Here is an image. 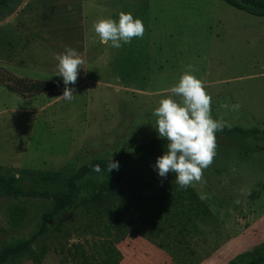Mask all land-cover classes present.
Wrapping results in <instances>:
<instances>
[{
	"label": "rangeland",
	"instance_id": "374dc122",
	"mask_svg": "<svg viewBox=\"0 0 264 264\" xmlns=\"http://www.w3.org/2000/svg\"><path fill=\"white\" fill-rule=\"evenodd\" d=\"M52 5L24 0L0 21V168L13 169V187L65 191L62 178L80 164L115 158L157 136L152 111L185 72L201 80L214 119L264 129V16L223 0H100L94 21L92 12L85 23H60L44 15ZM121 12L141 19L144 33L114 49L99 42L92 25ZM65 46L84 60L71 101L5 86L10 75L62 83L55 57ZM241 140L253 151L216 134L212 163L184 189L174 173L161 178L146 166L166 143L141 150L124 163L119 182H104L54 219L32 249L42 264H229L250 249L264 254V134ZM40 172H59L61 180L36 183ZM52 207L50 198L14 196L0 179V250L31 238ZM216 208L237 213L234 228L244 235L227 247L222 239L199 246L204 213ZM17 264L35 263L23 257Z\"/></svg>",
	"mask_w": 264,
	"mask_h": 264
},
{
	"label": "clouds",
	"instance_id": "9594fccd",
	"mask_svg": "<svg viewBox=\"0 0 264 264\" xmlns=\"http://www.w3.org/2000/svg\"><path fill=\"white\" fill-rule=\"evenodd\" d=\"M92 28L100 43L114 49L130 43L133 37H142L144 33L141 19L125 12L119 13L115 20L102 17L93 23ZM55 59L54 75L59 76L64 85L60 96L71 101L74 91L70 85L75 84L78 69L83 68L84 60L70 46H65ZM171 93L173 95L162 98L152 111L156 118L154 128L157 136L166 142L165 150L157 156L152 166L161 178L174 173L175 183L184 189L201 180L203 170L216 155V133L229 125L211 116V98L201 80L191 72L180 76L171 87ZM232 107L238 108L239 105ZM107 168L108 171L118 170L119 162L110 159ZM93 171L99 172V166L93 165Z\"/></svg>",
	"mask_w": 264,
	"mask_h": 264
},
{
	"label": "trees",
	"instance_id": "16d2710c",
	"mask_svg": "<svg viewBox=\"0 0 264 264\" xmlns=\"http://www.w3.org/2000/svg\"><path fill=\"white\" fill-rule=\"evenodd\" d=\"M21 0H0V21L6 16L10 15ZM228 5L239 10L246 11L252 15L264 16V0H223ZM5 86L16 92L21 96H33L41 93L49 95H59L62 93L64 85L59 82H51L47 80L31 79L26 77H16L13 75L7 76ZM252 133L264 134V129L257 127L241 128L238 126L225 127L222 131H218L217 135H222L230 138L241 146L246 151L252 149L247 147L241 140L242 137ZM166 143L163 139L154 136L145 143L136 144L131 150L123 151L112 160L119 162L118 170L108 171L107 163L110 159H90L87 162L80 164L77 169L62 178L65 182V191H55L49 193L48 191L37 190H22L20 187H13L12 184L16 181V176L11 167H6L5 176L0 174V179L6 181L14 196L25 197H44L53 200V207L50 211L44 213L42 222L38 231L29 239L14 238L0 250V264H17V262L26 257L35 264H42L38 253L32 249L31 243L36 240L37 245L42 239L47 237L51 231V222L62 217L80 199L90 198L95 195L104 182H119L122 178L123 165L126 161L133 160L137 157L141 150H151L159 144ZM93 165H98L100 168L99 175L86 178V176L93 171ZM152 160L146 158V166L151 168ZM35 182L40 184L56 183L61 180L59 172H40L35 176ZM264 262V254L259 253L258 249H250L240 256H237L229 264H262Z\"/></svg>",
	"mask_w": 264,
	"mask_h": 264
},
{
	"label": "crops",
	"instance_id": "0c3cea01",
	"mask_svg": "<svg viewBox=\"0 0 264 264\" xmlns=\"http://www.w3.org/2000/svg\"><path fill=\"white\" fill-rule=\"evenodd\" d=\"M97 1L100 0H53L52 9L48 8L44 15L46 17H52L53 15L57 22L61 21L60 23H85L87 16L92 12V14L95 13ZM22 3H24V0L20 1L21 5ZM102 9L104 8L102 7ZM95 17L96 15L94 14L93 21ZM252 151L253 150H251V152ZM218 199H221V196H219ZM236 215L237 213L231 212L230 209L218 210V208H216L215 212L204 213V218L197 233L198 245L206 246L212 244L215 246L217 244L216 241L221 239L222 246L227 247L234 244L238 236L244 235V233H242L244 231L243 227H240L238 230L234 228V222L237 219ZM243 217L244 216H242L241 219H243ZM248 230L250 231L251 229ZM211 241H213V243H210Z\"/></svg>",
	"mask_w": 264,
	"mask_h": 264
}]
</instances>
